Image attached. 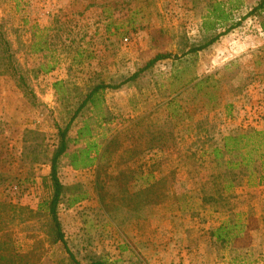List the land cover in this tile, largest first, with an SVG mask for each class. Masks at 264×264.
I'll return each instance as SVG.
<instances>
[{
  "label": "rangeland",
  "instance_id": "rangeland-1",
  "mask_svg": "<svg viewBox=\"0 0 264 264\" xmlns=\"http://www.w3.org/2000/svg\"><path fill=\"white\" fill-rule=\"evenodd\" d=\"M259 1L0 0L2 33L34 96L0 72V239L8 264H264V180L247 185L239 176L226 204L202 200L212 169L202 150L264 128V13L244 17ZM215 4L228 15L224 27L239 24L188 53L209 37L201 24ZM157 55L167 58L105 90L99 110L73 121L71 140L87 119L100 154L78 171L60 160V183L80 186L86 198L73 206L62 199L64 242L52 243L50 166L33 163L30 152L37 145L50 156L54 123L64 126L73 104L71 92L63 108L53 84L82 91L118 84Z\"/></svg>",
  "mask_w": 264,
  "mask_h": 264
},
{
  "label": "trees",
  "instance_id": "trees-1",
  "mask_svg": "<svg viewBox=\"0 0 264 264\" xmlns=\"http://www.w3.org/2000/svg\"><path fill=\"white\" fill-rule=\"evenodd\" d=\"M262 13H264V0H260L244 17L252 15L260 16ZM228 22V15L222 9L221 5H213L211 9L207 10V15L203 18L201 24L203 32L210 33L208 35L209 37H207L206 41L202 44L191 47L188 53H196L207 48L216 42L220 36L226 34L239 24L238 22L230 23V25L224 27ZM222 27H224L223 31H217ZM261 27L264 30L263 22ZM165 58H167V55H157L154 59L150 60L143 69L138 70L118 84L100 82L96 85L84 88L83 91L80 90V87L75 85L71 89H68L63 81H57L53 84V88L60 103L66 102L65 99H67L72 92L75 94V97H72L73 104H69L67 101V104L63 105V108H66L69 104V108H71L64 126L54 123V127L57 131V141L51 150L50 156L46 157L44 151L37 145L33 146L30 152L33 154V159H31L33 163L47 160L50 166L49 179L51 182L52 195L45 203V206L50 217L52 243L64 242L57 218V208L62 199L66 198V204L73 206L86 198V193L80 186L66 187L60 183L57 176L60 160L66 158L68 160V166L78 171L93 166L96 162V158H98L100 154L98 144L93 141L94 135L87 119L82 121L81 127L77 130L76 138L73 139V141L71 140L69 131L73 121L81 115L84 109L91 107L94 112L99 110L101 97L105 90L120 88L124 83L134 80L144 69L151 67L157 61ZM0 72L16 78L26 96L29 100L31 99L32 102H34V96L25 85L24 78L20 74L19 68L14 61L9 42L5 39L1 27ZM97 115H99V112H97ZM102 122L103 118L100 115L98 123L101 124ZM104 123H106V121H104ZM28 133L35 135L36 138L41 135L32 131ZM24 142H27L26 139ZM72 142H84V144L75 150H70ZM25 148H28V146H25ZM202 154L207 156L208 162L212 166L210 175L211 183L209 189H207L209 192H203L204 195L202 196L203 203L206 205L210 204L216 207L219 203L224 202L226 204V194L230 192L234 180L239 176L245 179L247 185L253 183L261 184L264 180V128L261 130H251L248 133L236 136H224L220 138L218 142L209 145V147H205L202 150ZM204 189L205 186L202 188V191ZM225 227V224L220 225L216 231H214V237L217 239L223 238L224 233H226ZM4 244L5 243L0 239V264H8L11 261L10 257L2 255Z\"/></svg>",
  "mask_w": 264,
  "mask_h": 264
}]
</instances>
